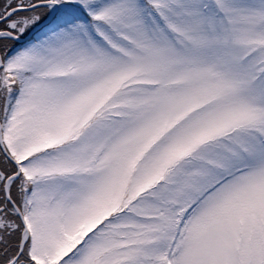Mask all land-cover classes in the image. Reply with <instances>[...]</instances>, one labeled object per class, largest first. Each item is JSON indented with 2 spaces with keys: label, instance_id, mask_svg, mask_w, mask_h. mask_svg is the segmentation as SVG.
I'll return each instance as SVG.
<instances>
[{
  "label": "snow or ice",
  "instance_id": "snow-or-ice-1",
  "mask_svg": "<svg viewBox=\"0 0 264 264\" xmlns=\"http://www.w3.org/2000/svg\"><path fill=\"white\" fill-rule=\"evenodd\" d=\"M0 264H264V0H0Z\"/></svg>",
  "mask_w": 264,
  "mask_h": 264
}]
</instances>
